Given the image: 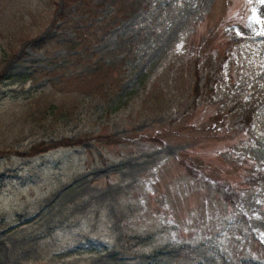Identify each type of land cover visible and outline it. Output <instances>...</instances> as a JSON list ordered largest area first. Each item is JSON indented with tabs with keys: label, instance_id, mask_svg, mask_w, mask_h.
<instances>
[{
	"label": "rangeland",
	"instance_id": "1",
	"mask_svg": "<svg viewBox=\"0 0 264 264\" xmlns=\"http://www.w3.org/2000/svg\"><path fill=\"white\" fill-rule=\"evenodd\" d=\"M262 95L257 0H0V264H264Z\"/></svg>",
	"mask_w": 264,
	"mask_h": 264
},
{
	"label": "trees",
	"instance_id": "2",
	"mask_svg": "<svg viewBox=\"0 0 264 264\" xmlns=\"http://www.w3.org/2000/svg\"><path fill=\"white\" fill-rule=\"evenodd\" d=\"M246 36H247V33L243 32V31L237 32L236 34L232 35L228 39L229 45L234 46L237 42H240ZM223 52H224L223 56H222L220 62L218 63V66H220L222 64L221 62L223 60H225V58L231 54V51L227 48H225ZM200 56H201V54H200ZM214 81H215V77L211 75L208 78L206 93L211 92L212 84ZM197 83L195 81L194 87H193L194 89L197 88ZM262 96H264V95H262ZM259 102H260V97L258 95L257 96H252V95L240 96V97H238V99L236 98L234 102H231L230 108H234L235 110L239 111V116H238V118H236V121H235L236 124L241 126L243 129H248L252 124L253 114L257 110ZM79 139L81 140V138H79ZM89 139H91V140L96 139V137L91 136V137H89ZM74 144H79V141L61 137L56 142H52L49 144H43V142H40V143L36 144L37 145L36 147H34L35 145H33L28 150L29 154H27V155H32L35 153L44 152L50 148L57 147L58 145L64 146V145H74ZM193 169H195V168H193ZM245 180L247 182L264 183V166L259 165L255 169L250 170L245 175ZM230 189H231V192L234 193V195H236L238 197L242 191L241 188H239L238 190L237 189L233 190L232 188H230ZM227 195H229V196H227L228 197L227 199H229V197L231 198V194H227ZM242 214H243V212H242ZM227 238H229V237H227ZM232 261H233V259H232L231 255H226V253L222 254V257L214 255L211 253V249L209 247L207 248V250H205V253L203 252V256H202V262H203L202 264H232Z\"/></svg>",
	"mask_w": 264,
	"mask_h": 264
},
{
	"label": "snow or ice",
	"instance_id": "3",
	"mask_svg": "<svg viewBox=\"0 0 264 264\" xmlns=\"http://www.w3.org/2000/svg\"><path fill=\"white\" fill-rule=\"evenodd\" d=\"M257 2L260 3V4H264V0H257ZM253 11H254V15H253L252 19H254V20H258L259 17H257V16L255 15V10H253Z\"/></svg>",
	"mask_w": 264,
	"mask_h": 264
},
{
	"label": "water",
	"instance_id": "4",
	"mask_svg": "<svg viewBox=\"0 0 264 264\" xmlns=\"http://www.w3.org/2000/svg\"><path fill=\"white\" fill-rule=\"evenodd\" d=\"M24 264H32V263L27 262V263H24Z\"/></svg>",
	"mask_w": 264,
	"mask_h": 264
}]
</instances>
